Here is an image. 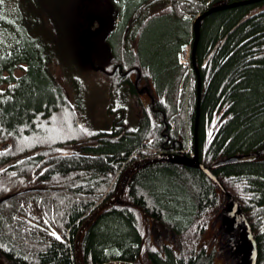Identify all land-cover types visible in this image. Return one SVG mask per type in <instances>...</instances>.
Segmentation results:
<instances>
[{"label":"trees","instance_id":"trees-1","mask_svg":"<svg viewBox=\"0 0 264 264\" xmlns=\"http://www.w3.org/2000/svg\"><path fill=\"white\" fill-rule=\"evenodd\" d=\"M6 1L12 13L2 11ZM261 3L0 4V17L14 16L15 24L1 23L10 39L0 53V199L7 198L0 202V258L75 264L76 231L114 195L121 172L137 159L183 147L190 134L198 160L220 186L167 160L140 166L120 202L86 223L79 263L238 264L221 223L231 197L255 238L256 264H264V11L250 16ZM223 4L230 6L194 30L200 14ZM193 45L198 76L180 58ZM131 109L135 120L126 126ZM231 158L238 160L214 166ZM154 222L169 231L160 245Z\"/></svg>","mask_w":264,"mask_h":264},{"label":"water","instance_id":"water-1","mask_svg":"<svg viewBox=\"0 0 264 264\" xmlns=\"http://www.w3.org/2000/svg\"><path fill=\"white\" fill-rule=\"evenodd\" d=\"M194 25H196V23H194ZM196 156L197 155H195V158L193 157L194 159L193 158L189 159V158H183V157H179L176 155L168 154V155H166L164 160H167V161H170L173 163H177V164L198 167L209 178H211L216 185L220 186L218 180L215 178V176L213 175L211 170L206 169L205 167L200 165L197 162ZM233 160H237V159L234 158ZM233 160H229V163L233 162ZM139 165H140V161H136L130 165V169H135ZM129 176H130V174H127V172H125L124 174H122L120 176L119 181L117 183V186L115 187L116 188V201H118V199H119V194H120L119 190L122 188V184L127 181ZM225 215H226V217L224 218V220H222V222H223L224 232L229 234L227 237V239H228L227 244L229 246L233 245V252H232L233 258L239 260L238 264H246L242 257H248V258H250L249 264H254L257 249H256V245H255L253 235L251 233V230L249 229V227L246 224V220H245L244 216H242L240 214L239 209L236 206L235 201L231 197L228 198L227 212H225ZM88 220H89V217L81 225L85 226V224ZM154 224H158V226L160 225V223L154 222L151 225L152 229H155L153 227ZM232 231H233V233L230 235V233ZM158 232L159 231L157 229H155V234ZM77 245H78V239L76 238L74 240V249H73L74 252H73V254H74L75 264H80L79 259H78V254H77ZM0 264H6V263L3 262V260L0 258ZM102 264H133V263L127 262V261H122V260H113V261H108V262H105Z\"/></svg>","mask_w":264,"mask_h":264},{"label":"bare ground","instance_id":"bare-ground-1","mask_svg":"<svg viewBox=\"0 0 264 264\" xmlns=\"http://www.w3.org/2000/svg\"><path fill=\"white\" fill-rule=\"evenodd\" d=\"M264 1V0H263ZM244 4V3H243ZM262 4V3H261ZM264 4V3H263ZM262 4V5H263ZM231 5H235V4H231ZM257 5V4H256ZM260 5V4H259ZM262 5H261V8H259V10H258V12H255V13H253V14H251L250 16L252 17L253 15H257L258 13H260V12H263L264 11V7L262 8ZM228 6H230V5H228ZM228 6H226L225 4L223 5V6H221V7H218V8H216V7H213V8H210V9H207V11L206 12H204V13H202V14H200L194 21H196L195 23H196V25H194V22H193V28H194V30L196 31V28H197V26H198V23L202 20V18L203 17H205L206 15H208L209 13H211V12H213V11H215V10H219V9H222V8H226V7H228ZM258 6V5H257ZM257 6H255V7H257ZM254 7V8H255ZM260 7V6H259ZM201 10V9H200ZM197 13V12H196ZM194 40H195V37H194ZM194 49H195V47H194V45L192 46V49L190 48V55H191V59H190V64L189 65H191L192 66V68H193V70H194V72L196 73V75L198 76V72H197V68H196V65H195V62H194ZM212 52H213V50H212ZM209 57H210V55H208L206 58H205V60H204V62H203V64H202V66H204V64L207 62V60L209 59ZM180 85H182V82L180 83ZM187 89V88H186ZM199 100H200V86H199V84L197 85V93H196V121H195V127H194V138L196 137V131H197V118H198V109H199ZM219 119V117H217L216 119H215V121H214V123L217 121ZM187 130H189L188 128H187ZM184 135H186V133L184 134ZM182 138V137H181ZM184 142L182 145H183V147H180V148H176V149H173V150H170L171 151V153L170 152H163V150H161V151H159L158 153H156V154H153V155H151V156H147V157H143V158H140V159H137V160H135V161H133L131 164H133L134 162H136V161H140V165L137 167V168H139L140 166H143V165H145V164H147V163H150V162H154V161H165L164 160V158L166 157V155H168V154H171V155H176V156H179V157H183V158H189V159H192L193 157L195 158V155H197V152H196V148H195V150L193 151V148H190L189 146H188V144H187V140H185L184 141V138H182L181 139V142ZM195 146V145H194ZM193 146V147H194ZM193 158V159H194ZM196 159H197V162L200 164V165H202L203 167H205L206 169H209L208 167H206L205 165H203L199 160H198V156H196ZM234 158H231V159H227V160H224V161H221V162H218V163H216L214 166H218V165H221V164H227V163H229V160H233ZM236 160H233V162H235ZM131 164H129L122 172H121V174H120V176L122 175V174H124L125 172H127V174H133L134 173V171H135V169H137V168H135V169H130V165ZM185 166H187V167H193V168H197V169H199L198 167H195V166H188V165H185ZM200 170V169H199ZM202 171V170H201ZM203 172V171H202ZM120 176H119V178H120ZM215 176V175H214ZM208 177V176H207ZM119 178H118V181H119ZM216 178V177H215ZM129 179V178H128ZM127 179V180H128ZM217 179V178H216ZM210 180L211 181H213L211 178H210ZM118 181H117V183H118ZM125 183L126 182H124L123 184H122V188L119 190V199H118V201H116V188H115V193H114V195H111L109 198H105V200L103 199L102 200V202L100 203V205H98L95 209H94V211L93 212H91V214H89L86 218H85V220L89 217V220L88 221H90V219L97 213V212H99L101 209H103L104 207H108V206H112V205H115V204H117V203H119L120 202V196H121V192H122V190H123V187H124V185H125ZM116 186H117V184H116ZM5 199H7V198H2V199H0V202L1 201H3V200H5ZM233 199V198H232ZM234 200V199H233ZM228 204V203H227ZM236 206H237V204H236ZM238 207V206H237ZM238 209H239V207H238ZM225 212H227V207H226V210L224 211V213H223V215H222V219H221V223H222V220H224V218L226 217V215H225ZM85 220H83V222L85 221ZM88 221L86 222V223H88ZM82 222V223H83ZM81 223V224H82ZM246 224H247V226L249 227V229L251 230V228H250V226H249V224H248V222L246 221ZM86 225V224H85ZM223 225V224H222ZM84 227L85 226H82V225H80L79 227H78V229H77V231H76V234H75V236H74V240L77 238H79V235H80V233H81V231L84 229ZM153 227L155 228V229H157L159 232L158 233H156L155 234V236H154V239L156 240V243L158 244V242L159 241H161V239H160V237H162V235L161 234H159L160 233V231L161 230H163V229H165L164 231H166L167 232V234L169 235V231L166 229L167 227H164V226H162L161 224L158 226V224H154L153 225ZM155 229H154V231H155ZM161 229V230H160ZM234 231V230H233ZM233 231L230 233V235L233 233ZM224 234H226L227 235V237H228V233H224ZM176 234H174V236H175ZM170 236V235H169ZM173 236V235H172ZM164 237V236H163ZM173 238V237H172ZM254 238V237H253ZM73 240V241H74ZM228 240V239H227ZM254 241H255V238H254ZM159 245V244H158ZM255 245H256V249H257V244H256V241H255ZM257 254L258 253H256V256H255V262H254V264H256V261H257ZM243 258V260H244V262L246 263V264H249L250 263V258H248V257H242ZM119 260V259H118ZM109 261H113V260H109ZM122 261H125V260H122ZM141 261V260H140ZM4 262V261H3ZM80 262V261H79ZM106 262H108V261H106ZM127 262H131V261H127ZM103 263H105V262H103ZM131 263H133V262H131ZM7 264V263H6ZM102 264V263H101ZM134 264V263H133Z\"/></svg>","mask_w":264,"mask_h":264},{"label":"rangeland","instance_id":"rangeland-1","mask_svg":"<svg viewBox=\"0 0 264 264\" xmlns=\"http://www.w3.org/2000/svg\"><path fill=\"white\" fill-rule=\"evenodd\" d=\"M12 5L13 4H11V3H4V7L3 8H1L2 9V11H8V12H11L12 13V11H13V8H12ZM224 5V4H223ZM222 5V6H223ZM218 7H221V6H217L216 8H218ZM207 10H205L204 12H206ZM203 12V13H204ZM13 21H14V16L12 17V16H1L0 17V53H2V52H4L7 48H8V45H9V39H10V36H9V30L7 31L4 27H3V25L1 24V23H10L11 24V26H13V28L15 29V24L13 23ZM196 21H194V23H195ZM87 23L89 24V21H87ZM2 26V27H1ZM87 30V29H86ZM12 31V30H11ZM180 58H181V60H183V61H185L188 65L190 64V47H188L187 49H186V51L185 52H183L182 54H181V56H180ZM188 71H190V68L188 69ZM182 81V80H181ZM186 109H187V103H186V107H185ZM100 121H102V119H99ZM135 120V116L132 114V118H130V123H132L133 121ZM185 133L186 134H188V133H191L189 130H186L185 131ZM196 134V133H195ZM171 138H169V140H170ZM176 140H179L180 139V135L177 137V138H175ZM191 139H192V135H188V137H187V144H188V146L190 147V148H193L194 150H195V148H196V146H194V144H193V146L194 147H192V144H191ZM174 140V139H173ZM161 230V229H160ZM165 229H163V230H161L160 231V233L159 234H161L162 236H167L168 237V234H167V232L166 231H164ZM175 236H173V238H174Z\"/></svg>","mask_w":264,"mask_h":264},{"label":"flooded vegetation","instance_id":"flooded-vegetation-1","mask_svg":"<svg viewBox=\"0 0 264 264\" xmlns=\"http://www.w3.org/2000/svg\"><path fill=\"white\" fill-rule=\"evenodd\" d=\"M3 2H5V0H3ZM6 2H8V1H6ZM134 82H135V81H134ZM126 92H127V90H126L125 88H123L124 96H126ZM127 114H128V117H127L126 126H127V125H132L133 122L130 123V118H132V114L134 115V110H133V109L129 110V111L127 112ZM134 116H135V115H134ZM108 125H109V124H108ZM109 127H111V125H109ZM193 151H194V149H193ZM27 214H28L30 217H33L31 214H29V213H27ZM33 218L36 219V217H33ZM27 221H30V219H27ZM41 228H42V229H45L44 226H41ZM59 238H60V237H59ZM161 243H162V240L158 242L159 245H160ZM221 253H222V247L220 246L219 248H217L216 254H218L219 256H222ZM217 257H218V256H217Z\"/></svg>","mask_w":264,"mask_h":264},{"label":"snow or ice","instance_id":"snow-or-ice-1","mask_svg":"<svg viewBox=\"0 0 264 264\" xmlns=\"http://www.w3.org/2000/svg\"><path fill=\"white\" fill-rule=\"evenodd\" d=\"M2 3H3V0H0V4H2ZM52 234L55 235V233H52ZM56 238L59 239L58 236Z\"/></svg>","mask_w":264,"mask_h":264}]
</instances>
